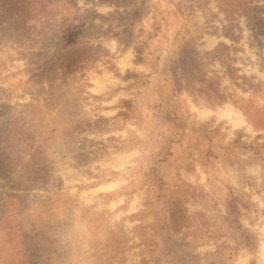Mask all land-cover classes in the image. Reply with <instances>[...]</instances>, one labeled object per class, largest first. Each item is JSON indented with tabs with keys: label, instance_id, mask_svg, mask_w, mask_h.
Wrapping results in <instances>:
<instances>
[{
	"label": "rangeland",
	"instance_id": "obj_1",
	"mask_svg": "<svg viewBox=\"0 0 264 264\" xmlns=\"http://www.w3.org/2000/svg\"><path fill=\"white\" fill-rule=\"evenodd\" d=\"M0 264H264V0H0Z\"/></svg>",
	"mask_w": 264,
	"mask_h": 264
}]
</instances>
